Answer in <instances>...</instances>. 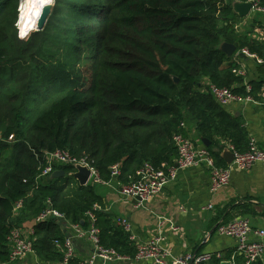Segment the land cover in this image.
Returning <instances> with one entry per match:
<instances>
[{"label": "trees", "instance_id": "16d2710c", "mask_svg": "<svg viewBox=\"0 0 264 264\" xmlns=\"http://www.w3.org/2000/svg\"><path fill=\"white\" fill-rule=\"evenodd\" d=\"M234 1L54 0L44 28L20 30L31 31L21 39L20 0H0V262L8 259L10 232L28 222L35 255L61 261L55 240L68 237L69 223L88 228V211L100 245L135 257V242L105 210L99 184L80 185L69 174L73 164H54L63 177L37 178L46 152L86 157L106 181L118 164L114 180L120 185L134 181L146 163L172 164L175 134L196 144L188 127L200 143L209 141L203 146L217 166H227L221 156L226 147L248 149L243 120L218 103L210 88H229L264 107V29L258 27L261 37L251 36L260 26L253 20L240 31ZM38 2L21 1L20 24L32 19ZM222 42L233 44L235 53L247 49L263 59L255 60L252 76L233 72L243 65L235 53L225 55ZM48 205L65 220L35 222ZM235 261L243 264L240 255Z\"/></svg>", "mask_w": 264, "mask_h": 264}, {"label": "built area", "instance_id": "2783aa9c", "mask_svg": "<svg viewBox=\"0 0 264 264\" xmlns=\"http://www.w3.org/2000/svg\"><path fill=\"white\" fill-rule=\"evenodd\" d=\"M246 1L251 3V12L264 15V6L259 4V0ZM236 54L246 55L255 59L257 62L263 61V59L256 54L249 53L247 49H242ZM233 72L241 76H246V70L243 66L234 68ZM210 88L217 102L223 106H228L231 103H258L250 96H241L233 93L226 87H215L210 85ZM246 89L249 90L250 87L246 85ZM11 138L12 135L9 139ZM173 139L177 148L174 162L172 164H164L160 168H156L147 163L144 164L136 171V179L134 181L119 186L118 193L122 198L135 199L134 206L141 207L144 202L160 193L166 184L173 181L178 171L202 164L206 165L210 171L209 191L214 194L228 185L233 168L247 170L256 163H264V150L257 145L254 138L249 139V147L245 152H238L232 146L227 147L233 153V159L226 167L217 166L206 147L203 145L201 147L197 146L182 133L175 134ZM45 159L46 164L37 178L51 174V172L55 170L54 164H73L74 166L86 167L90 170L88 183L99 185H112L113 182H115L114 179L120 173L119 165L114 164L110 167L111 179L107 181L103 180L86 157L76 158L66 150L46 152ZM16 206H20V203H17ZM201 209L212 210L213 205L212 203H208L202 206ZM86 215L91 220V224L88 228L84 229L77 223H69V236L66 237L62 243L55 240L56 247L63 250V263L68 264L70 259L74 256V239H84L91 245L90 253L78 264H109L115 261L128 260L129 257L120 255L114 249L106 248L99 244V230L93 223V214L88 211ZM50 217H54L60 221L65 220L64 214L48 205L39 213L35 222L46 221ZM116 223L122 226L123 229L128 232L129 238L135 242L136 254L134 260L137 262L151 264H205L213 259H217L219 263L228 261L231 264H236L235 256L240 254L243 258V264H261L260 259L264 251V230L253 228L249 219L244 217H237L231 221L220 223L215 229L217 234L235 239V250L229 257L219 252L195 253L188 251L181 255H175L171 248L165 244L164 228L168 227V229L173 232H177L179 228L164 217L158 218V227L155 234L144 241L137 240L131 221L127 217H118ZM32 234V225L13 229L8 235L10 246L8 259L5 262H0V264H14L27 255H35L33 243L30 239V235Z\"/></svg>", "mask_w": 264, "mask_h": 264}, {"label": "crops", "instance_id": "0c3cea01", "mask_svg": "<svg viewBox=\"0 0 264 264\" xmlns=\"http://www.w3.org/2000/svg\"><path fill=\"white\" fill-rule=\"evenodd\" d=\"M241 18V22L244 24H246L245 22L249 23L251 19L249 15ZM258 18L259 27L264 29V20L262 22L261 19L264 18V15L260 14ZM256 30L260 35L262 34L260 28ZM236 53L234 56H238ZM240 57H243L241 61L248 76H252L255 59L246 55ZM240 57L238 56L239 63ZM226 108L231 114L243 120L249 138H254L257 145L264 150V107L258 103L250 102L231 103ZM186 131L188 137L193 139L197 146L203 145L197 140L193 127H188ZM209 180L210 171L206 165L180 170L173 181L166 184L160 193L144 202L141 207L134 206L135 199L122 198L118 193L121 184L118 185L116 182L109 186L100 185L101 190L98 193L104 199L106 211L116 217L125 216L131 221L138 241H144L155 234L158 218L164 217L179 228L177 232L171 231L168 227L164 228L165 244L171 248L175 255H181L188 251L195 253L219 252L229 257L235 250L236 241L231 237L216 233L215 229L220 223L244 217L249 219L253 228L264 230V163H256L247 170L233 168L228 185L214 194L209 191ZM208 203H212L213 209L202 210V206ZM31 225L32 222L25 224V226ZM67 230L69 236L68 225ZM74 246V256L71 263L68 262V264H78L91 251V245L86 240L75 241L74 239ZM240 256L242 258V255ZM16 263L64 264L62 260L42 261L36 255H27ZM260 263L264 264V251ZM109 264L151 263L137 262L133 259Z\"/></svg>", "mask_w": 264, "mask_h": 264}, {"label": "water", "instance_id": "95a60500", "mask_svg": "<svg viewBox=\"0 0 264 264\" xmlns=\"http://www.w3.org/2000/svg\"><path fill=\"white\" fill-rule=\"evenodd\" d=\"M21 1L22 0H20V3ZM53 5H54V2L52 4L44 5V7L40 11L39 16L37 17L35 28L31 31H39L44 28L49 18ZM232 8H233V12L236 13L239 17H246L249 15L251 11V3L248 1L237 0L232 3ZM220 49L225 53L226 56H231L232 54L235 53V50H236L233 44H230L227 42H222L220 45ZM201 142L205 146L209 144V141L206 138H201ZM221 156L226 162V164L228 165L231 163L233 159V153L229 149H224L221 153ZM74 168H75L74 171L70 172L69 174L73 176L80 185H86L88 183L90 170L83 166H75ZM64 175H65L64 170L55 169L54 171L51 172L50 177L58 178V177H63ZM220 264H231V263L228 261H222L220 262Z\"/></svg>", "mask_w": 264, "mask_h": 264}, {"label": "rangeland", "instance_id": "374dc122", "mask_svg": "<svg viewBox=\"0 0 264 264\" xmlns=\"http://www.w3.org/2000/svg\"><path fill=\"white\" fill-rule=\"evenodd\" d=\"M38 5H39V2L37 3L36 6H38ZM20 6H21V3L19 4V7H18V15L20 14ZM32 11H34V8L32 9ZM258 15H260V14L255 13V12H250L249 13V16L251 17L250 22L253 21V20H258L259 19L258 18ZM18 19H19V17L17 18L16 27H17L18 36H19V33H20V30H21L22 26H20ZM261 19H262V22H263L264 18H261ZM32 20H33V18L30 19L31 23L33 22ZM245 23H247V22H245ZM29 25H31V24H29ZM235 25H237L239 27L240 31H245L246 28H247L246 24H244V22H241V20L240 21H236V24ZM258 27L259 26L255 25V27H253L254 29L252 28L253 31L250 33L251 36L261 37V35L259 34V31L256 30ZM34 28L35 27L32 25L31 29L33 30ZM25 29L28 30V26L26 28H22V30H25ZM30 32L31 31H29L28 33H30ZM238 56L240 57V56H244V55H238ZM238 56H235V59H237V61H238ZM240 58H243V57H240ZM240 63H241V65L244 66V64H243L242 61H240ZM96 188H97V191H100L101 190V186L100 185H97ZM30 224H31V222H30Z\"/></svg>", "mask_w": 264, "mask_h": 264}, {"label": "clouds", "instance_id": "9594fccd", "mask_svg": "<svg viewBox=\"0 0 264 264\" xmlns=\"http://www.w3.org/2000/svg\"><path fill=\"white\" fill-rule=\"evenodd\" d=\"M53 2H54V0H39V5L38 6H36V5L33 6L34 11H32V18H35V17L39 16L40 11L44 7V5L52 4ZM33 23H35L34 19H33ZM31 27H32V25H28L29 30L31 29ZM28 34H29L28 31H21L19 33V37L21 39H25V38H27Z\"/></svg>", "mask_w": 264, "mask_h": 264}, {"label": "bare ground", "instance_id": "6f19581e", "mask_svg": "<svg viewBox=\"0 0 264 264\" xmlns=\"http://www.w3.org/2000/svg\"><path fill=\"white\" fill-rule=\"evenodd\" d=\"M32 9H33V7H32ZM18 21H19V24H20V20L19 19H18ZM36 21H37V18L35 20V25H36ZM30 22L31 21L29 20L26 24H20V26H22V28H25V27H27L29 25ZM22 28H21V30H22Z\"/></svg>", "mask_w": 264, "mask_h": 264}]
</instances>
